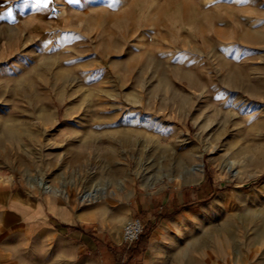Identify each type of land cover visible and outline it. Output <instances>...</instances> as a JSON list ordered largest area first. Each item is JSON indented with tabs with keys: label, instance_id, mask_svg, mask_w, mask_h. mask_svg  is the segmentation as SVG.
I'll use <instances>...</instances> for the list:
<instances>
[{
	"label": "rangeland",
	"instance_id": "1",
	"mask_svg": "<svg viewBox=\"0 0 264 264\" xmlns=\"http://www.w3.org/2000/svg\"><path fill=\"white\" fill-rule=\"evenodd\" d=\"M263 56L264 0H0V176L120 238L194 190L264 264Z\"/></svg>",
	"mask_w": 264,
	"mask_h": 264
},
{
	"label": "crops",
	"instance_id": "2",
	"mask_svg": "<svg viewBox=\"0 0 264 264\" xmlns=\"http://www.w3.org/2000/svg\"><path fill=\"white\" fill-rule=\"evenodd\" d=\"M13 182L0 176V264L246 263L227 240L226 227L215 231L211 210L198 208L195 196L201 193L194 190L166 200H136L123 221L140 215L149 228L137 242L126 244L116 232L111 236L101 228L97 211L87 213L80 202L53 195L42 199L34 193V202H28L32 193ZM203 192L204 197L210 193Z\"/></svg>",
	"mask_w": 264,
	"mask_h": 264
},
{
	"label": "built area",
	"instance_id": "3",
	"mask_svg": "<svg viewBox=\"0 0 264 264\" xmlns=\"http://www.w3.org/2000/svg\"><path fill=\"white\" fill-rule=\"evenodd\" d=\"M145 231L144 220L139 216L131 217L124 225L122 240L126 244L137 242Z\"/></svg>",
	"mask_w": 264,
	"mask_h": 264
},
{
	"label": "bare ground",
	"instance_id": "4",
	"mask_svg": "<svg viewBox=\"0 0 264 264\" xmlns=\"http://www.w3.org/2000/svg\"><path fill=\"white\" fill-rule=\"evenodd\" d=\"M263 60H264V56H263ZM241 105V104H240ZM233 112V111H232ZM197 171H199V172H202L203 171V168H202V164H199L198 166H197ZM98 189L97 190H93V191H90V192H88L87 194H86V198L87 199H93L94 197H98Z\"/></svg>",
	"mask_w": 264,
	"mask_h": 264
},
{
	"label": "trees",
	"instance_id": "5",
	"mask_svg": "<svg viewBox=\"0 0 264 264\" xmlns=\"http://www.w3.org/2000/svg\"><path fill=\"white\" fill-rule=\"evenodd\" d=\"M210 196H211V195H208L206 199H209ZM148 228H149V227H147L146 230H148ZM146 230L144 231V233L146 232ZM144 233H143V235H144ZM143 235H142V236H143Z\"/></svg>",
	"mask_w": 264,
	"mask_h": 264
}]
</instances>
